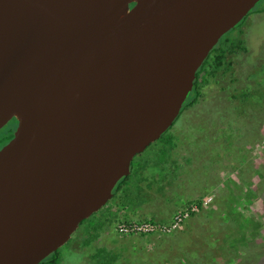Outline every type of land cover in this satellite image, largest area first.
<instances>
[{"label": "water", "instance_id": "water-1", "mask_svg": "<svg viewBox=\"0 0 264 264\" xmlns=\"http://www.w3.org/2000/svg\"><path fill=\"white\" fill-rule=\"evenodd\" d=\"M259 0H0V264H37L113 197Z\"/></svg>", "mask_w": 264, "mask_h": 264}, {"label": "rangeland", "instance_id": "rangeland-1", "mask_svg": "<svg viewBox=\"0 0 264 264\" xmlns=\"http://www.w3.org/2000/svg\"><path fill=\"white\" fill-rule=\"evenodd\" d=\"M240 21L225 35L228 39L222 35L214 46L222 40L228 50L238 37L243 45L236 44L239 58L258 65L260 55L264 60V0ZM214 46L202 64L214 63ZM201 67L196 72L199 92L195 94L193 84L171 126L133 158L130 169L137 170L117 182L112 199L77 226L50 257L51 264H264V99L250 121L238 116L264 94V67L250 71V97L230 109L227 104L213 106L217 87L207 86ZM242 77L233 81L235 89ZM245 123L251 130L243 134ZM15 124L13 119L0 129V146ZM191 207L195 211L169 231L131 235L117 230L132 221L170 223ZM248 225L256 234L240 242ZM47 259L40 264H50Z\"/></svg>", "mask_w": 264, "mask_h": 264}, {"label": "flooded vegetation", "instance_id": "flooded-vegetation-1", "mask_svg": "<svg viewBox=\"0 0 264 264\" xmlns=\"http://www.w3.org/2000/svg\"><path fill=\"white\" fill-rule=\"evenodd\" d=\"M225 39H228V37L226 36V38L224 37V38H222V40H225ZM239 39L240 38H238L237 37V39H234V40H232L233 41V43H231L230 45H229V48H228V50L226 49V47L225 46H221V41L222 40H220V42H218V44L216 45V46H214V49L212 50V52H213V57H214V63L212 62V63H210V64H208V61L209 60H207L206 62H204V64H202L200 67H201V69H202V71H206V73L207 74H205V75H202V79L204 80V76H208L207 77V86H211V84H213L214 86H216L217 87V90L216 91H214L213 90V88L212 87H208L209 88V90H213V92H214V94L216 93L217 94V96L216 97H218L219 96V98L222 100V101H224V100H227L228 99V107H229V109H230V106H232V104H235L236 102H237V104H238V106H239V104L241 103L240 102V97H241V95L244 93L243 92V90L245 91V89L248 87L249 88V86L251 85V83L250 84H248V82H249V79H248V76L246 75V73H247V71H248V69L251 71L252 69H253V64L252 65H249V68H248V61H244V60H242V59H240L239 57H240V55H239V52H238V50L236 49V47H237V45L236 44H238V46L240 45V42H239ZM229 40H231V39H229ZM238 40V43L236 42ZM238 49H240L239 47H238ZM232 50H233V52L234 53H232ZM228 55L229 56H231V57H228ZM262 61V60H261ZM260 61V62H261ZM264 61V60H263ZM229 62V64H227ZM208 64V65H207ZM245 70H246V72H245ZM230 71V73H229V75H230V78L228 79V80H226L227 79V76H228V72ZM238 72V75H242L243 77H242V79H241V81L239 80V85L237 86V88L235 89V86L234 85H232V83H233V81H236L237 79H236V77L238 76V75H236V73ZM198 73H200V72H198ZM232 74H235L236 76L235 77H233L232 76ZM248 74H249V72H248ZM199 75L197 74L196 75V78H195V80H196V83H197V85H195V89H196V92L198 93V84H199V77H198ZM193 84H194V82H193ZM231 88H234V90H232V91H230V92H228L229 91V89H231ZM192 89H193V86H192ZM250 89V88H249ZM237 90H240V93H239V95L238 96H234V93L237 91ZM196 94V93H195ZM230 100H231V102H230ZM257 110V109H256ZM255 110L253 109V108H251L250 106L249 107H247V110H246V114H244L242 117H245V121L247 122L248 120L250 121L252 118H253V115H255V114H253V113H255L254 112ZM245 112V111H244ZM234 114V113H233ZM223 115H224V113H223ZM235 115V114H234ZM248 115V116H247ZM251 117H250V116ZM238 116H240V112L238 113ZM14 118H12V119H10L5 125H3L1 128H3V127H5L6 125H8L12 120H13ZM15 120V119H14ZM259 120V119H258ZM258 120H256V122H255V125H256V123H257V121ZM246 124V123H245ZM16 125V124H15ZM246 126H247V128H243V134H245L246 132H245V130L247 129H249V130H251L250 128H249V124H246ZM0 128V129H1ZM14 129H15V127L13 126V128H12V130H11V135H12V133H13V131H14ZM181 149H182V147H180ZM186 152V151H185ZM140 165V164H139ZM138 165V166H139ZM137 166V167H138ZM137 169H135V166H133V167H131V169H130V173L128 174V175H126V176H124V181H126V180H128V177L130 176V174H132L133 173V171H136ZM123 178V177H122ZM119 186V185H118ZM119 188V187H118ZM114 192H116V190L114 191ZM73 235V234H72ZM71 235V236H72ZM104 247H105V245H103ZM42 261V260H41ZM40 263V262H39ZM51 264V263H50Z\"/></svg>", "mask_w": 264, "mask_h": 264}, {"label": "built area", "instance_id": "built-area-1", "mask_svg": "<svg viewBox=\"0 0 264 264\" xmlns=\"http://www.w3.org/2000/svg\"><path fill=\"white\" fill-rule=\"evenodd\" d=\"M191 211H195V207H191L189 210L186 209L183 213L176 215L170 223H158V222H127V224H121L117 226L118 232L122 234L131 233V235L147 234V233H161L177 228L181 219L189 216ZM178 217L177 219H175ZM124 223V222H122Z\"/></svg>", "mask_w": 264, "mask_h": 264}, {"label": "trees", "instance_id": "trees-1", "mask_svg": "<svg viewBox=\"0 0 264 264\" xmlns=\"http://www.w3.org/2000/svg\"><path fill=\"white\" fill-rule=\"evenodd\" d=\"M241 22V21H240ZM228 33V31L223 35V37L222 38H226V34ZM239 47H243V45H239ZM262 54V53H261ZM261 56V55H260ZM259 56V58L262 60L261 62H259L258 63V65H256V64H253V68H256V69H260L261 67L263 68L264 67V61H263V59L261 58ZM252 65V64H251ZM263 65V66H262ZM248 68H249V65H248ZM249 70V69H248ZM261 70V69H260ZM249 73H250V70H249ZM248 79H249V82H248V84H250L251 83V87H253L254 86V84L252 83V81H251V77H250V75L248 74ZM195 82H196V80H194V91H195V93L197 94V92H196V89H195V85H197V83L195 84ZM262 89H263V92H264V87H262ZM199 92V91H198ZM243 94L241 95V99H240V104H239V107H240V105L241 104H243L245 101H246V99H248L249 97H250V94H251V90L247 87L246 89H245V91L243 90ZM263 99H264V94L263 95H261V96H259V100H257V101H255V102H253L252 104H251V108H253L254 110H256V109H259L260 108V106H261V104H262V102H263ZM193 101L192 100H190L189 102H186V103H188L186 106H188L189 104H191ZM230 102H231V100H230ZM186 103H184V104H186ZM228 104V101H226V100H224V101H222L220 98H219V96L218 97H216L215 99H214V101H213V106H216L215 108H219V105L220 104ZM233 105V104H232ZM220 109V108H219ZM240 114L241 115H244V114H246V111L245 112H241L240 111ZM11 135V131L8 133V136H10ZM261 175H262V173H260ZM124 179V177L123 178H121V180L120 181H122ZM117 184V183H116ZM120 188V187H119ZM117 190H118V188H117ZM84 221V220H83ZM82 221V222H83ZM81 222V223H82ZM80 223V224H81ZM241 239H242V237H240ZM58 250V249H57ZM57 250H55V251H53V252H51L45 259H43L42 261H40V263H42L44 260H46L48 257H49V259H47V261H49L50 263H52L53 261H54V259L53 258H50V257H53L54 255H55V253H57ZM40 263H38V264H40Z\"/></svg>", "mask_w": 264, "mask_h": 264}, {"label": "crops", "instance_id": "crops-1", "mask_svg": "<svg viewBox=\"0 0 264 264\" xmlns=\"http://www.w3.org/2000/svg\"><path fill=\"white\" fill-rule=\"evenodd\" d=\"M255 178H256V177H255ZM237 187H240V185H237ZM247 188H248L247 186H244V189H245L246 191H247ZM254 188L256 189L255 186H254ZM238 189H239V188H238ZM252 194H255V192H253ZM244 195H246V194H244ZM216 203H217V201H216ZM238 204H239V203H238ZM223 206H224V205H223ZM224 208H225V207H224ZM225 209H226V208H225ZM237 209H238V207L236 206V207H235V210H237ZM248 227H249V231L246 230V232L244 233L245 235L242 237V239H241V238L239 239L240 242H242L244 239H247V241H248V240L250 241V235H251V233L253 234V236H255V234H256V229L252 232V230L250 229V225H248ZM252 227H253V226H252ZM224 240H226V239H224ZM239 244H240V243H239ZM232 247L235 248V249L233 248L234 250L237 249L236 246H234V244L231 245V248H232ZM238 248H240V246H239ZM234 250H233V251H234ZM229 251H231V250H229ZM236 251H237V250H236ZM235 254H236V253L233 252V255H235Z\"/></svg>", "mask_w": 264, "mask_h": 264}, {"label": "bare ground", "instance_id": "bare-ground-1", "mask_svg": "<svg viewBox=\"0 0 264 264\" xmlns=\"http://www.w3.org/2000/svg\"><path fill=\"white\" fill-rule=\"evenodd\" d=\"M52 252H53V251H52ZM47 256H48V255H47ZM47 256H46V257H47ZM46 257H44V258H46ZM44 258H43V259H44ZM43 259H42V260H43ZM37 264H38V263H37Z\"/></svg>", "mask_w": 264, "mask_h": 264}]
</instances>
